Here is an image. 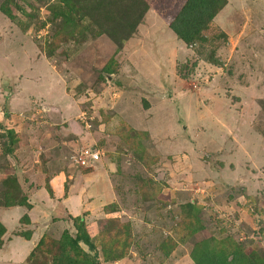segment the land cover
Returning <instances> with one entry per match:
<instances>
[{
  "label": "rangeland",
  "instance_id": "1",
  "mask_svg": "<svg viewBox=\"0 0 264 264\" xmlns=\"http://www.w3.org/2000/svg\"><path fill=\"white\" fill-rule=\"evenodd\" d=\"M131 1L118 45L122 0H0L2 256L33 202L26 264H264V0H226L189 44V0Z\"/></svg>",
  "mask_w": 264,
  "mask_h": 264
},
{
  "label": "trees",
  "instance_id": "2",
  "mask_svg": "<svg viewBox=\"0 0 264 264\" xmlns=\"http://www.w3.org/2000/svg\"><path fill=\"white\" fill-rule=\"evenodd\" d=\"M105 2L106 0H104V3ZM122 3L123 4H121V6L118 4L120 8L118 11L119 18L113 19L111 25L112 32L110 34L111 38L118 45H123L124 42L133 35L144 16L143 9L139 6L137 7L135 5L136 3L132 2L131 0H122ZM107 5L105 4L103 9H105ZM225 5L226 0H189L186 5H184L182 11L178 14L176 19L171 23V29L180 39L189 44L192 42V40H194V36L199 32L200 28L213 20L217 13ZM191 8L196 9L194 12V18H189L185 15V12ZM105 16H107V14H105ZM108 19L110 20V17H108ZM188 28L193 32H189ZM4 233L5 229L1 225L0 236H2ZM72 240L77 245L82 242L91 251H96L94 244L91 242L87 232L80 234Z\"/></svg>",
  "mask_w": 264,
  "mask_h": 264
},
{
  "label": "crops",
  "instance_id": "3",
  "mask_svg": "<svg viewBox=\"0 0 264 264\" xmlns=\"http://www.w3.org/2000/svg\"><path fill=\"white\" fill-rule=\"evenodd\" d=\"M68 192L70 194L72 193L71 188H69ZM75 195L73 196V198L77 197ZM30 203L34 205L32 210L29 211V217H30L31 224L36 225L35 231H33V234L30 239H25V238H22L19 236H13V235H12L13 238L12 237L8 238L9 235H7L6 240H8L9 242H6L4 249H8L9 246H12V245L14 246L17 245L21 247H18V249L16 248L15 251L9 254L7 252L6 255L4 256L2 255L4 254L5 250H0V264H26V261L29 258L31 252L39 244V241L41 239V232H42L41 230H43V226H45L49 222V220L42 219V216H43L42 213L46 214L45 209L41 208L39 204L37 205L36 203H33V202H30ZM63 206H64L63 209L64 210L68 209V212L70 214L77 215V213L74 212V211H78L76 206L69 203L67 198L63 200ZM15 210L17 212V210H20V209L16 208ZM37 210H40V212L38 213ZM72 210L75 214L72 212ZM80 212H81V209H80ZM17 213L19 214V212ZM8 215L9 213H3V215L0 214V218H1L2 223H5L6 228L9 229V225L7 224L11 223V222L8 223V220H11V219L8 217ZM11 254H14V256L12 257Z\"/></svg>",
  "mask_w": 264,
  "mask_h": 264
},
{
  "label": "built area",
  "instance_id": "4",
  "mask_svg": "<svg viewBox=\"0 0 264 264\" xmlns=\"http://www.w3.org/2000/svg\"><path fill=\"white\" fill-rule=\"evenodd\" d=\"M82 163L86 164L89 162H95L100 159V154L98 152L93 153L92 150H86L84 153H82Z\"/></svg>",
  "mask_w": 264,
  "mask_h": 264
}]
</instances>
